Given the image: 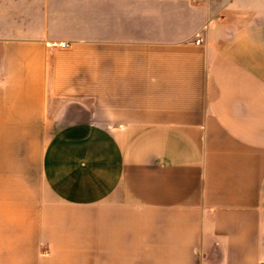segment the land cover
<instances>
[{"label":"crops","instance_id":"obj_1","mask_svg":"<svg viewBox=\"0 0 264 264\" xmlns=\"http://www.w3.org/2000/svg\"><path fill=\"white\" fill-rule=\"evenodd\" d=\"M0 264H264V0H0Z\"/></svg>","mask_w":264,"mask_h":264},{"label":"built area","instance_id":"obj_2","mask_svg":"<svg viewBox=\"0 0 264 264\" xmlns=\"http://www.w3.org/2000/svg\"><path fill=\"white\" fill-rule=\"evenodd\" d=\"M197 42H200V39H198ZM60 45H61L62 47H66L67 44H66L65 42H61Z\"/></svg>","mask_w":264,"mask_h":264}]
</instances>
